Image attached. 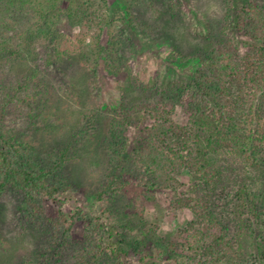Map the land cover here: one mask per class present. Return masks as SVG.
I'll list each match as a JSON object with an SVG mask.
<instances>
[{"label": "trees", "instance_id": "trees-1", "mask_svg": "<svg viewBox=\"0 0 264 264\" xmlns=\"http://www.w3.org/2000/svg\"><path fill=\"white\" fill-rule=\"evenodd\" d=\"M125 1L126 21L134 26L145 13L152 19L153 11L175 19L183 5ZM222 2L207 17L208 37L189 51L179 48L180 56L200 57L192 81L170 90L144 84L134 91L138 101L124 92L110 113L91 101L84 113L88 128H75L64 147L42 153L14 126L23 120L33 131L53 127L52 103L61 100L62 90L72 94L84 82L77 70L84 66L90 78L102 67L97 82L118 65L111 58L118 55L125 26L120 30V20L111 17L109 0H0V210L7 195L17 197L18 226L33 227L44 239L30 256L37 257L35 263L21 264H264V0H244L235 9ZM66 23L79 30L69 32ZM232 27L244 40L241 46L230 36ZM107 28L108 47L101 42ZM141 114L146 126L132 141L126 132ZM101 131L106 170L93 193L106 203L105 221L83 210L50 215L45 200L65 203L60 193L75 183L70 163L90 134ZM117 161L123 171L135 173L147 201L159 192H179L176 208H190L196 216L182 229V241L154 231L150 248L146 242L139 248L127 244L116 219L127 216L132 203L114 171ZM184 168L192 175L187 184L177 176ZM81 217L87 227L76 238ZM139 224L129 226L135 230Z\"/></svg>", "mask_w": 264, "mask_h": 264}, {"label": "rangeland", "instance_id": "rangeland-1", "mask_svg": "<svg viewBox=\"0 0 264 264\" xmlns=\"http://www.w3.org/2000/svg\"><path fill=\"white\" fill-rule=\"evenodd\" d=\"M173 1L178 2L179 0ZM182 1L183 5L177 10L175 19H171V14L168 12L162 14L160 11H153L152 19H149L150 16L145 13L140 17V23H136L134 26L128 25L126 21V1L109 0L111 17L120 20V30L125 26V32L122 34L125 35L123 40L121 41L120 38L117 40L118 55L113 54L111 58L113 66L116 63L118 65L106 69V77L99 78L97 82H95L98 78L97 73L102 71V67L96 70V75L94 73L93 76L90 75V78L85 76L87 74L83 70L84 66L79 71L77 70V73L81 72L84 82L77 83L72 94H64L62 90L60 92L61 100L54 105L52 103L53 127L44 132L33 131L27 128L22 120L14 126V129L22 130L19 135L37 145L42 153H46L53 148L64 147L72 137L75 128L87 127L84 113L92 108L91 105L89 106L91 101H95L96 104L97 99L101 111L110 113L121 105V96L124 92L129 94L133 92L132 100H137L136 92L142 91L141 86L144 84L157 85L161 90H170L181 82L192 81L196 70L201 65L200 57L197 55L180 56L179 48L184 45L189 51L208 37L210 29L207 17H210L212 11L219 10L223 2L222 0ZM228 1L233 9L244 3V0ZM150 22L153 23V27L150 26L146 29V25H149ZM142 25L149 33L148 35L142 31ZM65 26L69 32L79 30L78 27L68 23ZM230 36L240 46L244 44V40L233 27L230 30ZM101 39L102 45L108 47L110 44L108 28L105 34H102ZM87 41L92 42V38L88 37ZM242 49L247 50L248 45ZM102 57L107 59L108 54L104 52ZM132 76L138 77V80L134 79V82H131ZM135 90L137 91L134 92ZM179 115V119H182L181 108ZM141 117L142 114L137 116L134 125L126 132L132 141L139 140L141 130L146 126V119ZM9 121L13 124L12 118H9ZM103 136V131L99 134L91 133L83 143L78 157L69 166V172L75 183L72 188L63 189L60 193V197L65 203L60 205L49 199L45 200V206L50 215L57 216L60 209L69 216L83 210L88 216H100L104 220L103 211L106 208V203L98 200L93 193L106 170L103 166L105 163H102L104 162L103 157H105ZM117 162L114 171L120 177L119 180L126 183L125 192L132 203L131 207L127 209L128 215L116 219L120 225L118 229L122 231L127 244L136 245L139 248V243L146 242L145 247L150 248L154 239V231L161 238L182 241L184 237L182 229H185L196 216L190 208H176L174 203L179 192L172 190L159 192L156 200L149 202L145 199L144 189L138 184L135 173L123 171V167ZM177 176L186 184L192 179L191 172L187 168L177 172ZM19 202L17 197L9 194L1 203L0 264H21L26 259L33 260L35 263L37 257L33 255L30 258V256L44 243L42 234L34 230L33 227L22 229L18 226L17 215L21 206ZM139 222L140 224L135 230L130 228V224L134 226ZM86 227L87 223L81 217L75 224L74 236L82 237ZM247 249L253 251L255 249L254 242L248 240ZM133 261H138V255Z\"/></svg>", "mask_w": 264, "mask_h": 264}]
</instances>
